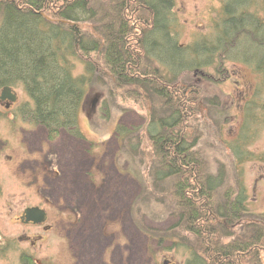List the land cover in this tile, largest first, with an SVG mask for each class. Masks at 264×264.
I'll use <instances>...</instances> for the list:
<instances>
[{
	"label": "rangeland",
	"instance_id": "obj_1",
	"mask_svg": "<svg viewBox=\"0 0 264 264\" xmlns=\"http://www.w3.org/2000/svg\"><path fill=\"white\" fill-rule=\"evenodd\" d=\"M90 1L106 12V19L114 18L116 10L110 7L117 0ZM220 5V0H175L180 42L187 45L208 35ZM123 13L126 19L136 15L130 10ZM80 25L87 35L98 38L107 26ZM126 40L133 44V37ZM90 57L96 69L80 110L82 138L61 131L50 142L42 126L20 113L33 106L22 86L13 89L18 99L13 108L0 100V264H24L28 258L34 264H186L192 252L218 246L232 249V264H264L260 75L243 63L230 62L219 72L210 68L181 78L200 93L198 112L189 125L200 138L203 171L224 175L216 203L224 206L228 199L231 204L241 195L247 211L228 227L229 236L219 233L201 240L181 230V219L171 215L174 180L158 187L152 184L155 154L146 134L150 105L141 98L134 100L126 88H117L103 56L92 53ZM76 64V74L83 73L84 65ZM253 101L256 120L248 127L250 137L243 146L249 155L243 153L241 160L233 143L240 138ZM119 125L134 133L130 140L122 141L116 131ZM139 139L138 150H133L130 145H137ZM36 206L47 210L51 231L20 222L24 211Z\"/></svg>",
	"mask_w": 264,
	"mask_h": 264
},
{
	"label": "trees",
	"instance_id": "obj_2",
	"mask_svg": "<svg viewBox=\"0 0 264 264\" xmlns=\"http://www.w3.org/2000/svg\"><path fill=\"white\" fill-rule=\"evenodd\" d=\"M220 2L213 30L183 45L175 0H117L110 7L116 14L109 20L90 0H0V91L23 87L33 106L20 113L42 126L50 142L61 131L82 138L80 110L96 69L90 55L103 56L117 88H126L134 100L141 98L150 105L146 134L155 154L152 184L158 187L174 180L176 201L171 215L181 219V230L201 240L219 233L229 236L228 227L247 211L241 195L231 204L228 199L224 206L216 203V191L225 185L224 175L203 171L200 138L189 125L198 112L200 93L181 78L210 68L219 72L225 63H243L260 75L264 89V0ZM121 10L136 15L126 19ZM130 17L132 22H128ZM89 22L107 25L100 38L84 32L80 24ZM127 36L133 37V44ZM77 62L84 65L81 74H76ZM254 104L240 138L233 143L241 160L243 153L249 155L243 146L248 144L247 129L256 120ZM116 131L122 141L134 134L121 125ZM140 144L130 146L138 150ZM205 249L192 252L186 264H232L230 247ZM23 262L34 264L31 258Z\"/></svg>",
	"mask_w": 264,
	"mask_h": 264
},
{
	"label": "water",
	"instance_id": "obj_3",
	"mask_svg": "<svg viewBox=\"0 0 264 264\" xmlns=\"http://www.w3.org/2000/svg\"><path fill=\"white\" fill-rule=\"evenodd\" d=\"M3 95L1 97L2 101L9 100L11 103H15L17 100V96H15L14 93H12L11 88L6 87L2 91ZM25 216L22 218L24 222L30 223V222H35V223H43L45 220V211L40 210L37 207H32L31 209L25 210ZM165 264H168L165 262Z\"/></svg>",
	"mask_w": 264,
	"mask_h": 264
},
{
	"label": "flooded vegetation",
	"instance_id": "obj_4",
	"mask_svg": "<svg viewBox=\"0 0 264 264\" xmlns=\"http://www.w3.org/2000/svg\"><path fill=\"white\" fill-rule=\"evenodd\" d=\"M39 207V206H38ZM40 209H42L41 207H39ZM44 209V208H43ZM42 209V210H43ZM44 211H46V222H44V224H40V225H37V224H34V223H28V224H25V223H23L25 226H36V227H42V229H43V231L45 230V231H51V229H50V226H49V224H48V219H49V214H48V212H47V210L46 209H44ZM21 222V221H20ZM83 224H84V226L86 225V223H84V221H83ZM39 238H41V236H38ZM27 238V237H26ZM30 237H28L27 239H29ZM36 242L35 241H32V243L31 244H35ZM113 262H116V261H113ZM117 263V262H116ZM170 264H172V263H170Z\"/></svg>",
	"mask_w": 264,
	"mask_h": 264
}]
</instances>
